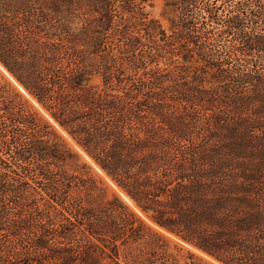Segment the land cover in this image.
<instances>
[{
	"label": "trees",
	"instance_id": "16d2710c",
	"mask_svg": "<svg viewBox=\"0 0 264 264\" xmlns=\"http://www.w3.org/2000/svg\"><path fill=\"white\" fill-rule=\"evenodd\" d=\"M146 2L0 0V61L158 225L0 75V264H264V0Z\"/></svg>",
	"mask_w": 264,
	"mask_h": 264
},
{
	"label": "rangeland",
	"instance_id": "374dc122",
	"mask_svg": "<svg viewBox=\"0 0 264 264\" xmlns=\"http://www.w3.org/2000/svg\"><path fill=\"white\" fill-rule=\"evenodd\" d=\"M173 0H147L145 3V10L148 12V15L150 18H154L159 20L161 25L170 32L172 30V27L176 25L177 23V11L175 9V6L172 4ZM0 75L4 76L6 79H8L13 85H15L29 100V102L33 105V107L42 115H44L49 121L53 124L55 129L61 134V136L64 138V140L76 151H78L81 154V157L83 160H85L90 165L91 172L100 179L104 184H106L110 190V192L115 191L117 192L129 206H131L143 219H145L147 222H149L147 218H149L140 208V210L136 209L132 204L128 202V200L124 197V195L120 192L124 190L120 188L113 180L112 178L94 161L90 159V156L88 153L76 142V140L71 136L67 130H65L64 127H62L50 114L44 106L38 102L36 98H34L23 86L22 84L13 76V74L7 69V67L0 61ZM211 75L209 74L208 77ZM100 76L98 74H93L90 77V83H98L100 82ZM21 87H20V86ZM22 88V89H21ZM25 89V90H24ZM53 118V119H52ZM55 121V122H54ZM57 123V124H56ZM64 129V130H63ZM63 130V131H62ZM70 136V137H69ZM83 150V151H82ZM89 158V159H88ZM125 193V192H124ZM136 204V202H135ZM137 206V204H136ZM150 223V222H149ZM158 228V227H157ZM165 232V231H163ZM169 237L174 239L175 241L181 242L178 238H176L171 233L165 232ZM186 247H189L199 254L203 255L206 259L214 262L211 260L208 256L203 254L202 252H199L191 245H188L186 243ZM215 264H218L214 262Z\"/></svg>",
	"mask_w": 264,
	"mask_h": 264
},
{
	"label": "bare ground",
	"instance_id": "6f19581e",
	"mask_svg": "<svg viewBox=\"0 0 264 264\" xmlns=\"http://www.w3.org/2000/svg\"><path fill=\"white\" fill-rule=\"evenodd\" d=\"M20 86V85H19ZM21 87V86H20ZM22 89V88H21ZM25 90V89H24ZM53 119V118H52ZM55 122V121H54ZM57 124V123H56ZM64 130V129H63ZM62 130V131H63ZM70 137V136H69ZM83 151V150H82ZM89 159V158H88ZM90 159L94 162V160L90 157ZM123 195H124V197L128 200V202L130 203V204H132L136 209H138V210H140L139 209V207L138 206H136V204H135V202L128 196V195H126L123 191H120ZM146 219L150 222V223H152L153 225H155V226H157L158 227V225L157 224H155L152 220H150L149 218H147L146 217ZM197 250V249H196ZM199 252H200V250H198ZM204 254V253H203ZM206 255V254H205ZM206 256H208V255H206ZM211 260H213L214 262H216V263H218V264H221L220 262H218L217 260H215V259H213L212 257H210V256H208Z\"/></svg>",
	"mask_w": 264,
	"mask_h": 264
}]
</instances>
